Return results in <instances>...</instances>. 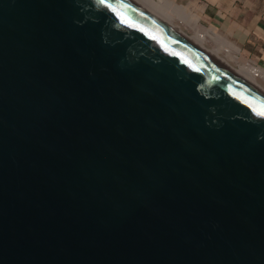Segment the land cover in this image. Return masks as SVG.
Wrapping results in <instances>:
<instances>
[{
  "label": "water",
  "instance_id": "95a60500",
  "mask_svg": "<svg viewBox=\"0 0 264 264\" xmlns=\"http://www.w3.org/2000/svg\"><path fill=\"white\" fill-rule=\"evenodd\" d=\"M261 111L147 0H0V264H264Z\"/></svg>",
  "mask_w": 264,
  "mask_h": 264
},
{
  "label": "crops",
  "instance_id": "0c3cea01",
  "mask_svg": "<svg viewBox=\"0 0 264 264\" xmlns=\"http://www.w3.org/2000/svg\"><path fill=\"white\" fill-rule=\"evenodd\" d=\"M169 1L177 10L165 12L179 26L194 33L192 18L196 16L197 26L232 44L238 58L264 68V0Z\"/></svg>",
  "mask_w": 264,
  "mask_h": 264
},
{
  "label": "bare ground",
  "instance_id": "6f19581e",
  "mask_svg": "<svg viewBox=\"0 0 264 264\" xmlns=\"http://www.w3.org/2000/svg\"><path fill=\"white\" fill-rule=\"evenodd\" d=\"M149 3H151L153 6H155L158 10L160 11H166V10H174L176 11L177 8L175 6L172 5V3L169 1V0H155V1H152V0H147ZM175 3V2H174ZM177 6V5H176ZM181 9V8H180ZM162 12V13H164ZM166 14V12H165ZM168 14V13H167ZM166 14V16H167ZM194 15V14H193ZM171 16V15H169ZM168 16V17H169ZM189 16V15H188ZM172 18V16H171ZM198 18V17H197ZM192 21L193 22V25L194 27L196 28L195 32L193 33L196 37H198L199 39L201 40H204V39H210L212 41H218L217 40V37H216V34L209 31V30H202L200 27L197 26V23L195 22L196 21V16H195V20L192 18ZM187 22V21H186ZM194 29V28H193ZM215 42V43H216ZM218 43V47L216 50L219 51V50H222L224 52V54L226 55L225 57H228L229 59H235L237 61H239V63L241 62V65H238V68L241 69L242 71L246 72L247 74H249L250 76H252L254 79H255V75H254V70L252 69V67L250 65H248L246 63V60L244 59H240L238 58V54L237 52H232L231 49H230V46L228 45H224L222 43H220L219 41L217 42ZM212 44V43H211ZM235 48V47H233ZM236 51V50H235ZM220 52V51H219ZM234 54H237V55H234ZM257 82V81H256ZM260 86V85H259ZM261 87V86H260ZM262 88V87H261ZM262 90L264 91V89L262 88Z\"/></svg>",
  "mask_w": 264,
  "mask_h": 264
},
{
  "label": "rangeland",
  "instance_id": "374dc122",
  "mask_svg": "<svg viewBox=\"0 0 264 264\" xmlns=\"http://www.w3.org/2000/svg\"><path fill=\"white\" fill-rule=\"evenodd\" d=\"M176 23V22H175ZM201 28V27H200ZM202 29V28H201ZM203 30V29H202ZM205 30V29H204ZM192 33V32H191ZM193 34V33H192ZM194 35V34H193ZM217 37V40L220 42V43H222V44H224V45H229L230 46V49H231V51L234 53V52H236L235 50H234V48H233V46H231L229 43H227V42H225L223 39H221V37H219V36H216ZM202 41H204V42H206L207 44H209L210 46H212L213 48H215V49H217V48H219L218 47V41L215 43L214 41H210V39L208 40V39H204V40H202ZM212 43V44H211ZM220 51V53L223 55V56H226L225 54H224V52L222 51V50H219ZM234 55H237V54H234ZM228 60H230L234 65H236L237 67H238V65H241V62L239 63V61H237V60H235V59H229L228 57H226ZM256 81H257V83L264 89V82L263 81H261V80H259V79H255Z\"/></svg>",
  "mask_w": 264,
  "mask_h": 264
},
{
  "label": "built area",
  "instance_id": "2783aa9c",
  "mask_svg": "<svg viewBox=\"0 0 264 264\" xmlns=\"http://www.w3.org/2000/svg\"><path fill=\"white\" fill-rule=\"evenodd\" d=\"M179 22H182V20H179ZM246 63L252 67L254 70V77L255 79H259L264 82V68L260 67L257 64L251 63L246 60Z\"/></svg>",
  "mask_w": 264,
  "mask_h": 264
},
{
  "label": "snow or ice",
  "instance_id": "6c2138e0",
  "mask_svg": "<svg viewBox=\"0 0 264 264\" xmlns=\"http://www.w3.org/2000/svg\"><path fill=\"white\" fill-rule=\"evenodd\" d=\"M259 114L262 115V116H264V111H261Z\"/></svg>",
  "mask_w": 264,
  "mask_h": 264
},
{
  "label": "clouds",
  "instance_id": "9594fccd",
  "mask_svg": "<svg viewBox=\"0 0 264 264\" xmlns=\"http://www.w3.org/2000/svg\"><path fill=\"white\" fill-rule=\"evenodd\" d=\"M202 29H205V30H207L206 28H202Z\"/></svg>",
  "mask_w": 264,
  "mask_h": 264
}]
</instances>
